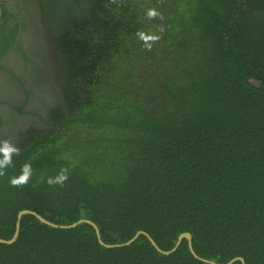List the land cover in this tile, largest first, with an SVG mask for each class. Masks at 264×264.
I'll return each mask as SVG.
<instances>
[{"label": "trees", "instance_id": "16d2710c", "mask_svg": "<svg viewBox=\"0 0 264 264\" xmlns=\"http://www.w3.org/2000/svg\"><path fill=\"white\" fill-rule=\"evenodd\" d=\"M99 5L79 112L0 164L1 239L22 210L81 222L23 215L0 264H264V0ZM138 31L160 39L148 50ZM183 233L192 251L161 253Z\"/></svg>", "mask_w": 264, "mask_h": 264}, {"label": "flooded vegetation", "instance_id": "af4514ba", "mask_svg": "<svg viewBox=\"0 0 264 264\" xmlns=\"http://www.w3.org/2000/svg\"><path fill=\"white\" fill-rule=\"evenodd\" d=\"M101 1L0 0V148L69 128L64 123L79 112L82 81L91 76L84 72L86 37L101 31Z\"/></svg>", "mask_w": 264, "mask_h": 264}, {"label": "clouds", "instance_id": "9594fccd", "mask_svg": "<svg viewBox=\"0 0 264 264\" xmlns=\"http://www.w3.org/2000/svg\"><path fill=\"white\" fill-rule=\"evenodd\" d=\"M146 16L148 19H154L159 17L161 20L164 19L163 15L156 9V8H149L146 11ZM164 28L163 26L160 27V32H163ZM137 37L143 41L144 47H146L148 50H151L153 43L157 42L160 39L159 35H156L154 33H145L144 31H138L136 33ZM0 152L3 153V161H0V164L7 163L11 161L12 154L15 153L16 155L20 154L19 148H15L9 145L8 141H4V147L0 148ZM0 175H3V173H0ZM31 176V167L28 164H25L22 168V174L18 177H13L10 180V183L13 186H21L28 182ZM68 179L67 175V169L62 168L60 170V173L53 179L49 178L48 183L49 184H60L63 185V183Z\"/></svg>", "mask_w": 264, "mask_h": 264}, {"label": "water", "instance_id": "95a60500", "mask_svg": "<svg viewBox=\"0 0 264 264\" xmlns=\"http://www.w3.org/2000/svg\"><path fill=\"white\" fill-rule=\"evenodd\" d=\"M26 214H29V215H32V216L36 217L40 222H42V223H44V224H46V225H48V226H51V227H53V228H60V229L71 228V227H74V226H76L78 223L81 222V220H80V221H78V222H75V223H72V224H69V225H57V224H54V223H52V222L46 220L45 218L41 217L40 215H38V214L35 213V212L28 211V210H22V211H20V212L17 214L16 223H15V231H14L12 237H11L10 239H8V240H4V239H1V238H0V244L11 245V244L14 243V241L16 240V238H17V236H18L20 219H21V217H22L23 215H26ZM85 222H87L89 225H91V226L93 227V229L95 230L96 236H97L98 239H99V243L103 245V243H102L101 240H100V237H99V231H98L96 225H95L94 223L90 222V221H87V220H85ZM141 233H142L143 235H145V236L148 238V240L154 245V242L150 239V237L147 236V234H145V233H143V232H141ZM138 234H139V233H138ZM138 234H136L132 239H130V240L127 242V244L130 243L131 241H133V240L137 237ZM182 238H185V239L189 242V248H190V250L192 251L191 246H190V235H189L188 233H183V234H181V235L178 237V240H177V242L175 243V246L172 248V250H170V251H166V252L161 251V253H163V254H168V253L174 251V250L176 249V247L179 245V242H180V240H181ZM105 246H106V247H111L110 245H105ZM154 246H155V245H154ZM155 248L158 249L156 246H155ZM158 250H159V249H158ZM234 260H236V259H234ZM211 263H212V262H211Z\"/></svg>", "mask_w": 264, "mask_h": 264}]
</instances>
